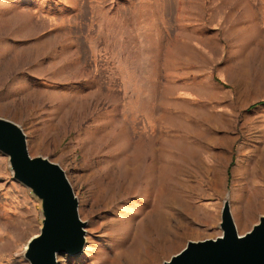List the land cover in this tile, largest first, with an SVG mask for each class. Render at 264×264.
Segmentation results:
<instances>
[{
    "label": "rangeland",
    "instance_id": "rangeland-1",
    "mask_svg": "<svg viewBox=\"0 0 264 264\" xmlns=\"http://www.w3.org/2000/svg\"><path fill=\"white\" fill-rule=\"evenodd\" d=\"M264 0H0V117L58 163L87 225L58 264H163L264 215ZM41 202L0 151V264Z\"/></svg>",
    "mask_w": 264,
    "mask_h": 264
},
{
    "label": "water",
    "instance_id": "water-1",
    "mask_svg": "<svg viewBox=\"0 0 264 264\" xmlns=\"http://www.w3.org/2000/svg\"><path fill=\"white\" fill-rule=\"evenodd\" d=\"M0 151L9 157L13 177L41 202V228L25 248L30 264H58L61 254L77 255L86 243L79 200L65 170L42 156L32 157L27 136L16 122L0 117ZM222 235L189 240L163 264H264V215L246 233L238 232L230 202L225 200Z\"/></svg>",
    "mask_w": 264,
    "mask_h": 264
},
{
    "label": "trees",
    "instance_id": "trees-1",
    "mask_svg": "<svg viewBox=\"0 0 264 264\" xmlns=\"http://www.w3.org/2000/svg\"><path fill=\"white\" fill-rule=\"evenodd\" d=\"M263 103H264V102H261V101L256 102V103H254V104L251 105V108H253V107H255V106L259 105V104H263Z\"/></svg>",
    "mask_w": 264,
    "mask_h": 264
}]
</instances>
